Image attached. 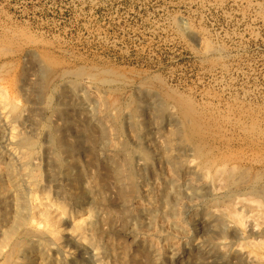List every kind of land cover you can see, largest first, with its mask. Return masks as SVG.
<instances>
[{
  "label": "rangeland",
  "instance_id": "1",
  "mask_svg": "<svg viewBox=\"0 0 264 264\" xmlns=\"http://www.w3.org/2000/svg\"><path fill=\"white\" fill-rule=\"evenodd\" d=\"M0 85V264H252L264 0H0Z\"/></svg>",
  "mask_w": 264,
  "mask_h": 264
},
{
  "label": "bare ground",
  "instance_id": "2",
  "mask_svg": "<svg viewBox=\"0 0 264 264\" xmlns=\"http://www.w3.org/2000/svg\"><path fill=\"white\" fill-rule=\"evenodd\" d=\"M85 80V79H84ZM1 86V85H0ZM0 88H2V86L0 87ZM5 89V88H4ZM0 91H2V90H0ZM2 93V92H1ZM2 95V94H1ZM7 98V97H6ZM3 102V101H2ZM6 103V102H5ZM5 105V104H4ZM3 107V106H2ZM1 107V108H2ZM189 110V109H188ZM191 114V113H190ZM185 115V114H184ZM196 119V118H195ZM197 124V123H196ZM196 126V125H195ZM199 125H197V127H198ZM196 128V127H195ZM195 128H194V130H195ZM196 130H197V128H196ZM167 152V151H166ZM165 152V153H166ZM160 153H163V152H160ZM159 153V154H160ZM164 153V154H165ZM164 154H163V156H164ZM166 155V154H165ZM189 160V159H188ZM190 163V162H189ZM191 164V163H190ZM190 164H187V166L188 165H190ZM225 164V163H224ZM194 164H192V166H193ZM226 165V164H225ZM196 166V165H195ZM194 167V166H193ZM218 167V166H217ZM223 167H224V165H223ZM221 169H222V167H221ZM218 169H216V171H217ZM220 170V169H219ZM218 170V171H219ZM223 170V169H222ZM224 170H225V167H224ZM221 172H223V171H221ZM220 172V173H221ZM225 172V171H224ZM228 172V171H227ZM217 173V172H216ZM220 173L218 174L219 176H220ZM174 174V173H173ZM224 174V173H223ZM227 173H225L224 175H222V176H225ZM207 175V174H206ZM217 175V180H215V181H219L218 179H220V178H218L219 176ZM231 175V174H230ZM214 176V175H213ZM216 176V175H215ZM212 177V176H211ZM226 177H227V175H226ZM215 178V179H216ZM223 178V177H222ZM227 178H229V177H227ZM226 178V179H227ZM225 179V180H226ZM192 180V179H191ZM214 181V182H215ZM213 182V185L214 184H216V183H214ZM218 183H220V182H218ZM217 183V184H218ZM220 185V184H219ZM196 186V185H195ZM222 186V185H221ZM221 186H219V187H221ZM224 186V185H223ZM218 187V188H219ZM215 188V187H214ZM259 189V188H258ZM33 190V189H32ZM145 190V189H144ZM146 190H147V188H146ZM264 190V189H263ZM218 191V190H217ZM30 192H31V190H30ZM238 195V194H237ZM236 195V196H237ZM35 196V195H34ZM232 196V195H231ZM31 197V196H30ZM34 198V197H33ZM32 198V199H33ZM240 198V197H239ZM249 198V197H248ZM248 198H245V199H238V200H236V202H234V201H232V203H229L228 204V206H224V209L222 208L221 209V211H223L224 213H225V216H226V219L225 220H227L226 222L228 223V225L229 226H232V227H238L240 230H244V226H245V224H247L248 225V223L249 224H251L252 225V223H254L256 226L258 225V222L260 223H262V219L264 218L263 216L264 215H262V212H261V210H260V204H259V200L257 201V200H251V199H248ZM257 198V197H256ZM264 198V197H263ZM262 198V199H263ZM40 201H41V199H39ZM46 200V199H45ZM231 200V199H230ZM42 201H44V200H42ZM45 202V201H44ZM173 202V201H172ZM32 203V202H31ZM37 203V202H36ZM260 203H261V201H260ZM42 204V203H41ZM46 204V203H45ZM239 204H241V205H246V206H248L250 209H248V211L246 212V213H242V211L240 212L237 208H238V205ZM40 207V206H39ZM222 207V206H221ZM240 207H242V206H240ZM44 208V207H43ZM178 209V208H177ZM247 209V208H246ZM246 209H244V210H246ZM241 210V209H240ZM243 210V209H242ZM220 211V210H219ZM35 214H36V212H34ZM222 213V212H221ZM264 213V212H263ZM33 216H34V214L33 213H31ZM39 214V213H38ZM37 214V215H38ZM32 215H30V216H32ZM36 216V215H35ZM34 216V217H35ZM39 217L38 218H41L40 217V215H38ZM37 218V217H36ZM37 218V219H38ZM49 219V218H48ZM222 219V218H221ZM29 220V219H28ZM36 220V219H35ZM34 219L33 220H31L30 221V223H31V225L34 227V228H39L40 227V222H38V221H35ZM28 223H29V221H28ZM260 223V224H261ZM43 224H46V223H43ZM250 225V226H251ZM255 225H252V226H255ZM31 226V227H32ZM46 226V225H45ZM255 226V227H256ZM32 227V228H33ZM249 227V226H248ZM247 227V228H248ZM31 228V229H32ZM41 229H42V227H41ZM40 229V230H41ZM44 229V228H43ZM42 229V230H43ZM50 230H51V227L49 228ZM57 229V228H56ZM35 230V229H34ZM39 230V229H38ZM38 230H36V231H38ZM46 231H48L47 229H45ZM58 230V229H57ZM44 231V230H43ZM56 231V230H55ZM59 231V230H58ZM241 231V232H242ZM40 232V231H39ZM54 232V231H53ZM57 232V231H56ZM55 232V233H56ZM57 233H59V232H57ZM244 233V232H243ZM242 233V234H243ZM53 235V234H52ZM55 236H56V234H55ZM240 236V235H239ZM242 236H244V235H242ZM58 237V236H57ZM56 238V237H55ZM242 238V237H241ZM253 238H251V240H252ZM224 240V239H223ZM245 241L244 240V242H242V243H239L236 247H235V249H236V251H241L242 253H245L246 255H247V257H248V261L251 263L252 262V264H264V240H260V241ZM241 241V240H240ZM239 241V242H240ZM218 242H220V241H218ZM224 242V241H223ZM238 242V241H237ZM237 244V243H236ZM224 245V244H223ZM233 248V247H232ZM246 257V256H245ZM44 264V263H43Z\"/></svg>",
  "mask_w": 264,
  "mask_h": 264
}]
</instances>
